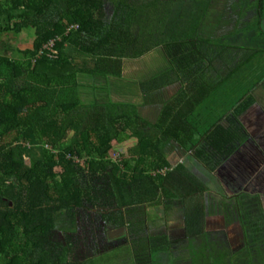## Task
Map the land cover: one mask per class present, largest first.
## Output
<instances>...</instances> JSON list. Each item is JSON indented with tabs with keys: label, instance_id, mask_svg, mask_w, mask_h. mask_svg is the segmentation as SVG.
<instances>
[{
	"label": "trees",
	"instance_id": "obj_1",
	"mask_svg": "<svg viewBox=\"0 0 264 264\" xmlns=\"http://www.w3.org/2000/svg\"><path fill=\"white\" fill-rule=\"evenodd\" d=\"M26 31L33 43L20 58L1 52ZM0 44V264H74L70 238L55 233L74 235L80 214L128 227L120 248L132 246L135 264H264L260 195L207 205L208 186L168 159L179 148L215 173L252 140L242 119L264 88V0H0ZM159 48L171 68L139 84L163 105L151 123L110 95L124 59ZM251 71L253 87L206 127L201 108L218 100V85ZM174 80L186 89L164 100L160 88ZM117 147L127 151L115 160ZM176 204L184 239L150 235L148 210L167 216ZM216 214L226 227L240 223L238 251L225 231H206ZM99 243L78 264L105 256Z\"/></svg>",
	"mask_w": 264,
	"mask_h": 264
},
{
	"label": "crops",
	"instance_id": "obj_2",
	"mask_svg": "<svg viewBox=\"0 0 264 264\" xmlns=\"http://www.w3.org/2000/svg\"><path fill=\"white\" fill-rule=\"evenodd\" d=\"M1 49H4V48L1 47ZM17 49H21L19 44H18V47L14 48L15 53L17 52ZM156 56H157V59L155 60ZM152 60L153 62L155 61L157 62L156 66L154 63L152 64L151 62ZM133 63H136V64L138 63L137 65L139 67L138 68L139 71L130 72L131 69L129 67ZM170 68L171 66L168 60L165 58L164 53L161 50V48L152 51L151 53L145 55L144 57L140 59H136V60L124 59L123 60V78L121 79V81L113 82L114 91L111 93V95L110 94L109 95L111 96L112 100L115 95L120 97L121 100H113L115 102L132 103V104L137 105L139 107L141 115L147 121H150V120H148V117L142 114V111H146L147 113H150V111L153 109L154 111L155 110L158 111L156 119L154 121H150L151 123H155L160 116V112L162 110L163 105L162 103H160L161 101H159V99L153 98L154 92L151 93L152 96L148 99V96H146V94H144L142 90L140 89L139 84L152 79L158 74L164 73V71H166L167 69L169 70ZM218 79H219V76L215 75L213 81H217ZM186 85L187 83L184 84V86ZM184 89L186 88L183 87V83H180L179 81H176V80H174L173 84L170 83V86L168 87V93L165 87L160 88V90H164L163 92H166L162 96L164 100L169 99L170 101L176 100V98L180 96L182 92H184ZM257 92L259 95V98L257 100L258 103L253 108H251L244 115L242 119L248 132L252 136V140L248 141L237 153H235L229 159V161L226 164L220 167L215 173H209L206 170V168H204L203 165H201L198 161H196L192 157L191 154H187L179 148L177 149L169 148L168 150L169 160H170V157H172L174 152H178L180 155H182V157L180 156L175 157V159L179 160V163H183L185 164L186 167L190 168L193 171V173H195L208 186L209 193L206 194L207 205H208V201H214L216 203H219L220 201L225 199V197L231 198L233 196L234 197L237 196L241 192H245L251 195H260L261 197L260 199L262 200V205L264 207V195L259 193V192H264V191H258L259 188L264 189V171L261 173V175L257 177H256V174L253 173L255 163H258L260 159L264 160V103H262V98H261L262 96H264V90L256 91V93ZM190 96H192V94H190ZM162 97L160 99H162ZM247 115L248 116L250 115L249 118H252L254 117V115H256L255 119H250L251 124L245 123V117H247ZM250 144H254L256 149L253 148V150H248L247 147ZM186 156H188V163H185L183 159V157H186ZM189 164L190 166H193V167H190ZM259 165H260V162L256 166L259 167ZM250 175L253 177H250ZM175 207L177 208V204L175 205ZM170 216H168V222H170L171 220ZM235 227L239 228L240 230L239 234H241V236L239 238L240 239L239 241H241L242 238L244 241L240 223H234L226 227L224 219H222L218 214H216L214 217L210 219L208 218L206 222V231L208 232L225 231L229 243L231 242L234 243L235 238L230 235L231 234L230 232H231V229L232 228L234 229ZM184 235H185V231H184ZM168 237H172V236H168ZM179 239H177V241Z\"/></svg>",
	"mask_w": 264,
	"mask_h": 264
},
{
	"label": "rangeland",
	"instance_id": "obj_3",
	"mask_svg": "<svg viewBox=\"0 0 264 264\" xmlns=\"http://www.w3.org/2000/svg\"><path fill=\"white\" fill-rule=\"evenodd\" d=\"M110 10H111L110 7H108L107 11L110 12ZM11 35L13 36V34ZM7 41H8V44L6 46L7 51L1 50V52L2 53L4 52V55L10 58L18 59L21 56L17 52L16 53L14 52L15 51L14 48L18 47V44H19L21 49H29L30 45L33 43V37L29 32L26 31V33H22L20 37H18L17 39L12 37L11 40L7 39ZM239 46L242 49L248 48L246 44L244 45L239 44ZM156 59H157V56L155 60ZM151 62L152 64L154 63L156 66L157 64L156 61L153 62L152 60ZM137 64L133 63L132 65L134 66L131 65L129 67L131 69L130 72L139 71L138 69L139 67ZM255 74L256 73H254V71H251L250 74H247V76L246 75L244 76L243 73L239 74L240 79L238 80V85H236V78L233 79L234 81L232 80L231 82L221 83L218 85V88H217L218 100L208 101L201 108V109H204V111H208V114L204 118V124L206 125V127H207V123L210 125L211 122H213L215 118L224 115L231 108L232 104L237 100V98L240 95L245 94L250 88L253 87V85L257 82V78ZM249 75H251L254 78L253 79L249 78ZM245 79H248L250 81H246ZM219 80L220 79H218L217 81ZM81 81L83 82V78ZM84 83H91V82L86 80ZM261 90H264V88H261ZM113 91L114 90L112 89L111 92ZM113 100H121V99L119 96L115 95L113 97ZM262 103H263V99H262ZM209 111H211L212 113H209ZM157 113L158 111L156 110L154 111V109L151 110L150 113H147L146 111H142V114L148 117V120L150 121H154L156 119ZM249 117L250 115L249 116L247 115V117H245L246 124H251L250 119H255L256 115H254V117L252 118H249ZM30 146H31L30 144L26 145L27 148H30ZM253 148H255L254 144H250L247 147L248 150H253ZM126 151H127L126 148L117 147L116 151L113 153V155H111V157L117 160L119 159V154L120 155L125 154ZM38 153H40L39 148H36V150L35 148H33V150L31 151V155L29 154L28 157L26 158L27 164H29L30 159L37 156ZM173 155L172 157H170V161L173 165H175V163L179 162V160H176L175 157H179V156L182 157V155H180L178 152H174ZM183 159L185 163H188V156L183 157ZM259 162H260V165L258 167L256 165H258ZM258 163H255L254 170H253V173L256 174V177L261 175V173L264 171V160L260 159ZM190 167H193V166H190ZM250 177H253V176L250 175ZM258 191H264V189L259 188ZM259 193L264 195V192H259ZM179 208H180V205L179 206L177 205V208L173 206V210L171 212L172 214L170 213L171 216L170 214L166 216L163 209H149L148 215L150 218L148 219L147 224L149 226L150 234L151 235L166 234L167 236H172V237H169L170 240L172 241L177 240L179 238H180L179 240H183L184 237L186 236V234L184 235L185 222L182 216L180 215V212L178 211ZM168 216H170L171 218L170 222H168ZM80 217L83 221L81 220L80 223L78 224L74 235L69 234L67 236H64L65 233L60 228L59 229L57 228L58 230L55 233V238L57 240L62 241L64 239L70 238V241L73 243L75 247L74 255L71 256V261L74 264H78L81 261V259L84 258V255L87 252L89 251L93 252L94 249L91 246V242H88V243L86 242V241H89L90 238L92 241H93V237L98 238V240L100 241L99 243L101 247L100 250L107 251L108 249H110V247L124 245L125 241L122 240V237H124V235H127V234L129 236L128 227L112 228L111 226H109V224H106V223L103 224L102 221L101 222L98 221L96 215L94 214H91L90 216L80 214ZM236 227L234 229L232 228L230 232L231 233L230 235L235 238L234 243L232 242L230 243L231 249L233 251H238L239 249H241L243 245L242 243L243 238L241 239V241H239L240 240L239 238L241 236V234H239L240 230L239 228H236ZM129 238L131 239V236H129ZM91 254H94V253H91ZM133 254H134V251H133L132 246H127L125 248H120L118 250L111 249L106 252L105 256L97 257L94 264H135ZM176 264H191V262L189 261V259H186V260L178 261Z\"/></svg>",
	"mask_w": 264,
	"mask_h": 264
},
{
	"label": "flooded vegetation",
	"instance_id": "obj_4",
	"mask_svg": "<svg viewBox=\"0 0 264 264\" xmlns=\"http://www.w3.org/2000/svg\"><path fill=\"white\" fill-rule=\"evenodd\" d=\"M262 99H263V103H264V96L262 97ZM103 229H104V227H103ZM149 234H150V231H149ZM151 235V234H150ZM152 236H154V235H152ZM124 237H127L128 239H129V241L131 240L130 238H129V236H128V234L127 235H124ZM122 240H124V238L122 237ZM125 241V243H126V240H124ZM89 242H92L91 241V238H90V240H89ZM131 244V243H130ZM122 246V245H121ZM121 246H115V247H110V249H108L107 251H109V250H111V249H120V247ZM104 251H106V250H104ZM103 251V252H104ZM106 251V252H107ZM88 253V254H87ZM85 255H84V258H82L81 259V261H84V260H87V259H90V258H92L93 256L92 255H94V254H91V253H93L92 251H89V252H87ZM105 253V252H104Z\"/></svg>",
	"mask_w": 264,
	"mask_h": 264
},
{
	"label": "built area",
	"instance_id": "obj_5",
	"mask_svg": "<svg viewBox=\"0 0 264 264\" xmlns=\"http://www.w3.org/2000/svg\"><path fill=\"white\" fill-rule=\"evenodd\" d=\"M53 46H54V42H51L48 47L51 48Z\"/></svg>",
	"mask_w": 264,
	"mask_h": 264
}]
</instances>
